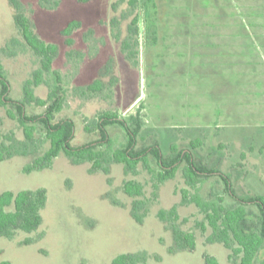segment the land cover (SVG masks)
I'll return each mask as SVG.
<instances>
[{"label": "rangeland", "instance_id": "obj_1", "mask_svg": "<svg viewBox=\"0 0 264 264\" xmlns=\"http://www.w3.org/2000/svg\"><path fill=\"white\" fill-rule=\"evenodd\" d=\"M20 1L36 34L58 45L53 69L63 78L66 103L55 120L74 121L73 145L96 139L95 132L84 130V123L99 111L126 116L139 108L143 126L138 146L155 140L166 155L171 143L188 148L199 138L198 145L189 147L195 159L227 175L236 195L264 193V30L255 35L259 42L251 40L254 27L264 28V0H58L54 9L42 7L39 0ZM13 14L9 1L0 0V64L10 97L21 100L23 82L39 62L23 42ZM135 14L139 32L131 35L128 26ZM71 20L80 26L68 45L61 30ZM237 40L244 43L242 49L221 45ZM123 42L127 52L134 53L131 60ZM94 79L106 84L102 92L87 97L74 91ZM47 92L45 84L34 87L37 96ZM27 111L38 114L43 108L28 105ZM108 130L111 148L121 146L124 131L118 126ZM0 135L10 138L7 143L14 147L25 143L21 126L1 106ZM47 145L37 127L26 154L0 161V193L39 188L46 193L36 228L0 236V263L112 264L122 253H138L143 258L134 264H205L204 254L218 264H239L238 258L229 261L222 243L206 241L208 226H198L206 221L194 199L235 204L218 175L193 188L182 175L183 164L172 178L158 182L154 159L150 169L139 163L127 171L110 162L108 173L89 172V161L75 164L62 152L49 167L23 171ZM130 179L142 184L140 195L123 191ZM182 188L189 190L187 202L182 201ZM134 203L143 215L141 222L131 215ZM172 207L177 219L161 221L158 211ZM173 223L195 234L193 250L170 251ZM263 258L264 248L255 261Z\"/></svg>", "mask_w": 264, "mask_h": 264}, {"label": "trees", "instance_id": "obj_2", "mask_svg": "<svg viewBox=\"0 0 264 264\" xmlns=\"http://www.w3.org/2000/svg\"><path fill=\"white\" fill-rule=\"evenodd\" d=\"M14 9L13 19L25 45L38 58L39 66L32 72L31 77L26 79L22 85L21 100L12 99L9 95V82L5 75L3 66L0 64V106L5 107L6 115L15 119L22 128L25 143L19 148L7 143L11 140L5 135H0V161L13 155H23L25 146L35 141L37 127L41 128L48 141L43 152L33 156L31 161L23 168V171L39 170L49 167L53 159L64 153L72 163L78 164L82 161H89V172L102 171L108 173V164L120 163L125 170L131 171L139 163L150 169V159H154L158 166L156 179L158 182L172 178L183 164L181 169L185 182L190 187H196L204 178L216 174L223 184V191L229 195L235 204L232 206L223 205L221 202L193 201L203 212L205 223L198 226L211 229L206 237L207 242H220L228 249V259L233 263L239 259V264H264V258L257 259L258 252L264 248V193L259 195L238 196L234 193L229 177L213 167L202 164L189 147H195L201 141L195 138L190 141L188 148L178 149L177 145H169L170 153L163 154L158 141H153L146 146H138L139 136L143 126V119L140 110L134 114L123 116L115 110H101L93 118L85 120L84 130L88 133H96V139L80 144L71 143L75 133V123L71 118L55 120V114L59 112L66 103V90L61 73L53 69V60L58 54V45L46 42L36 34L33 24L25 13L24 6L20 0H8ZM42 7L54 9L58 0H39ZM85 2L87 0H79ZM133 3V1L131 2ZM139 15L135 14L128 26L131 35L139 32ZM80 26L78 20H71L61 30L65 41L72 43L71 33ZM16 40L12 39L11 42ZM128 44L123 42L122 50L126 57L131 60L134 53L127 52ZM69 55L71 53H68ZM47 76L50 78L47 79ZM115 82V79L110 81ZM45 84L48 92L45 97L37 96L34 87ZM106 88L101 79H94L92 82L79 87L74 91L83 96H90L93 93H100ZM28 105L42 107L43 112L29 114ZM110 126H118L124 131V143L114 149L111 148L112 139L108 130ZM8 139V140H7ZM123 191L128 196H138L142 193V184L135 180H127L123 183ZM183 202L189 199L188 188L181 189ZM220 199V198H219ZM46 193L43 188L36 190H20L12 192L5 190L0 193V236H10L13 231L21 229L31 231L41 222L40 210L44 206ZM139 206L133 204L131 215L141 222L143 215L138 213ZM177 219L174 207L169 210H159L158 218L165 222L168 218ZM170 225L174 239V248L179 250H193L195 247V234L192 231H183L178 226ZM198 224V223H197ZM141 254L122 253L116 256L112 264H134L142 259ZM205 264H218L212 255L204 254ZM0 264H10L1 262Z\"/></svg>", "mask_w": 264, "mask_h": 264}, {"label": "crops", "instance_id": "obj_3", "mask_svg": "<svg viewBox=\"0 0 264 264\" xmlns=\"http://www.w3.org/2000/svg\"><path fill=\"white\" fill-rule=\"evenodd\" d=\"M254 30H251V40L252 41H256V42H259L258 41V38H257V36H255V35H257V33H259V31H261V30H264V28H262V27H259V26H256V27H254L253 28ZM239 32H241V31H239ZM262 34H264V33H262ZM243 38V37H242ZM220 43V42H219ZM230 43H232V44H235V46H236V44H237V46L239 45V46H241L240 48L242 49V45H244V43L243 42H241V41H233V42H227V41H223L222 43H221V45H223V46H227L228 44H230ZM247 43V42H246ZM239 48V47H238ZM252 54H253V52H252Z\"/></svg>", "mask_w": 264, "mask_h": 264}, {"label": "water", "instance_id": "obj_4", "mask_svg": "<svg viewBox=\"0 0 264 264\" xmlns=\"http://www.w3.org/2000/svg\"><path fill=\"white\" fill-rule=\"evenodd\" d=\"M141 97H139V98H137L136 100H135V102L132 104V106H134V104L140 99ZM131 106V107H132Z\"/></svg>", "mask_w": 264, "mask_h": 264}]
</instances>
